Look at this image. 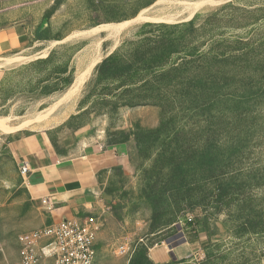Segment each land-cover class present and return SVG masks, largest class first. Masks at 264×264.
I'll list each match as a JSON object with an SVG mask.
<instances>
[{
  "label": "rangeland",
  "instance_id": "obj_1",
  "mask_svg": "<svg viewBox=\"0 0 264 264\" xmlns=\"http://www.w3.org/2000/svg\"><path fill=\"white\" fill-rule=\"evenodd\" d=\"M11 26L27 45L0 52L9 263L18 235L49 223L12 152L42 131L59 151L80 134L127 150L98 177L104 264H155L152 247L169 252L157 264H264V0H0V30ZM118 50L141 57L129 92L95 72Z\"/></svg>",
  "mask_w": 264,
  "mask_h": 264
},
{
  "label": "crops",
  "instance_id": "obj_2",
  "mask_svg": "<svg viewBox=\"0 0 264 264\" xmlns=\"http://www.w3.org/2000/svg\"><path fill=\"white\" fill-rule=\"evenodd\" d=\"M25 36L22 26L0 30V52L25 48ZM12 145L18 164L24 162L28 168L25 183L31 198L40 202L41 198L48 197L52 204V208L46 210L40 202L49 223L63 219L83 220L93 216L102 224L101 216L105 207L98 177L101 172L127 162L124 146L107 143L94 135L80 134L67 143L64 150L59 151L47 133L42 131L23 135L15 139ZM100 239L101 233H98L94 239V264H104L99 260L104 250ZM168 253L162 247H152L148 256L157 264L165 261ZM47 263L53 264L47 258L38 262ZM0 264H10L5 254H0Z\"/></svg>",
  "mask_w": 264,
  "mask_h": 264
},
{
  "label": "built area",
  "instance_id": "obj_3",
  "mask_svg": "<svg viewBox=\"0 0 264 264\" xmlns=\"http://www.w3.org/2000/svg\"><path fill=\"white\" fill-rule=\"evenodd\" d=\"M18 170L26 180L27 166L18 164ZM46 210L52 208L48 197L40 199ZM100 223L93 216L83 220L63 219L45 224L18 235V258L10 264H38L42 258L52 260L53 264H93L96 252L94 239ZM132 246L126 243L117 248L119 255L130 258ZM0 254L4 251L0 246Z\"/></svg>",
  "mask_w": 264,
  "mask_h": 264
},
{
  "label": "trees",
  "instance_id": "obj_4",
  "mask_svg": "<svg viewBox=\"0 0 264 264\" xmlns=\"http://www.w3.org/2000/svg\"><path fill=\"white\" fill-rule=\"evenodd\" d=\"M125 53L122 50L113 51L112 53L104 56L101 61L96 65L95 72L98 76L105 74H116L118 79L120 80V86L125 87V92H129L128 85L133 83V80L139 78L136 74L126 75L125 68L129 67H138L137 63L141 60L139 53L137 52L131 59L128 61H132V64L129 65L128 61L124 59ZM130 264H142L141 254L135 257L132 261L130 260Z\"/></svg>",
  "mask_w": 264,
  "mask_h": 264
},
{
  "label": "bare ground",
  "instance_id": "obj_5",
  "mask_svg": "<svg viewBox=\"0 0 264 264\" xmlns=\"http://www.w3.org/2000/svg\"><path fill=\"white\" fill-rule=\"evenodd\" d=\"M170 16V15H169ZM79 76V75H78ZM78 78V77H77ZM75 79L76 81H75V85H77L78 84V79ZM74 85V84H73ZM69 89V88H68ZM62 98V97H61ZM61 100V99H60ZM35 119V118H34ZM1 120V119H0ZM4 125V124H3ZM2 127V126H1ZM165 251L167 252V250L165 249ZM175 252L178 254V255H180V254H182L183 253V250L181 249V247L179 246L178 248L176 247L175 248ZM159 253V252H158Z\"/></svg>",
  "mask_w": 264,
  "mask_h": 264
}]
</instances>
